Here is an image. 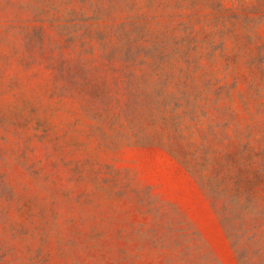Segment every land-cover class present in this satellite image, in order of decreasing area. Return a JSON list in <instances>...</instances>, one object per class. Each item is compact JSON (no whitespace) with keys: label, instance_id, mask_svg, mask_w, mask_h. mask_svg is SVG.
I'll list each match as a JSON object with an SVG mask.
<instances>
[{"label":"rangeland","instance_id":"obj_1","mask_svg":"<svg viewBox=\"0 0 264 264\" xmlns=\"http://www.w3.org/2000/svg\"><path fill=\"white\" fill-rule=\"evenodd\" d=\"M0 264H264V0H0Z\"/></svg>","mask_w":264,"mask_h":264},{"label":"trees","instance_id":"obj_2","mask_svg":"<svg viewBox=\"0 0 264 264\" xmlns=\"http://www.w3.org/2000/svg\"><path fill=\"white\" fill-rule=\"evenodd\" d=\"M221 220H222V222L224 223V225H226V223H225V218H224V217H221ZM227 232L229 233V229H227Z\"/></svg>","mask_w":264,"mask_h":264}]
</instances>
